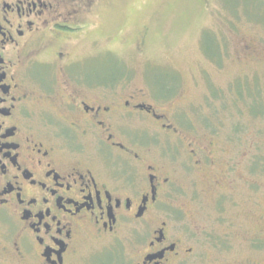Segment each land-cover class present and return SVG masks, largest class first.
I'll return each mask as SVG.
<instances>
[{"label":"flooded vegetation","instance_id":"1","mask_svg":"<svg viewBox=\"0 0 264 264\" xmlns=\"http://www.w3.org/2000/svg\"><path fill=\"white\" fill-rule=\"evenodd\" d=\"M91 5L0 0V257L185 264L193 218L169 209L177 174H211L204 193L218 195L233 190L228 172L115 69L75 64L74 38L98 26Z\"/></svg>","mask_w":264,"mask_h":264},{"label":"rangeland","instance_id":"2","mask_svg":"<svg viewBox=\"0 0 264 264\" xmlns=\"http://www.w3.org/2000/svg\"><path fill=\"white\" fill-rule=\"evenodd\" d=\"M74 1L90 2L98 25L74 38L75 64L115 69L127 92L141 90L188 136L210 142L228 172L233 190L218 195L204 193L211 174H177L169 209L193 218L185 264H264V112L252 110L264 103V0ZM88 39L98 41L90 53Z\"/></svg>","mask_w":264,"mask_h":264},{"label":"trees","instance_id":"3","mask_svg":"<svg viewBox=\"0 0 264 264\" xmlns=\"http://www.w3.org/2000/svg\"><path fill=\"white\" fill-rule=\"evenodd\" d=\"M252 110H253V112L263 113L264 112V103H260L258 106H256V103H254L252 105Z\"/></svg>","mask_w":264,"mask_h":264}]
</instances>
